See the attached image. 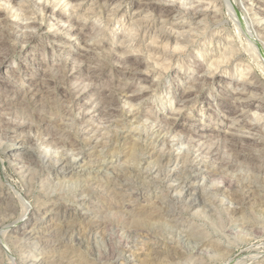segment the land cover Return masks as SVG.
<instances>
[{
    "label": "rangeland",
    "instance_id": "rangeland-1",
    "mask_svg": "<svg viewBox=\"0 0 264 264\" xmlns=\"http://www.w3.org/2000/svg\"><path fill=\"white\" fill-rule=\"evenodd\" d=\"M71 1L77 4L64 7L65 0H59L49 5L55 13L61 12L95 31L96 46L88 43L92 49L79 45L74 37L60 42V33L45 24L33 32L31 42L23 41V34L30 31L24 25L31 3L11 0L4 4L0 0V212L13 205V216L0 222V264H264V178L256 175L264 159L253 166L229 168L218 160L227 154L224 148L217 159L194 149L199 132L224 140L230 123L256 120L258 115L252 110L246 111L244 119L238 114L229 115L232 109L238 111L246 103L236 97L237 93L257 96L264 106V0H212L211 7H207L209 0H195L204 6L201 4V17L185 22L174 16L171 24L183 25L175 30L191 34L194 39L192 44L180 47L176 55L179 63L163 64L158 92L151 87L157 83L154 79L151 83L121 79V64L116 57L127 54L133 67L158 60L165 45L156 30L145 28L146 23H158V10L149 4L161 7L177 0H126L121 4ZM229 4L234 5L236 17H243L241 25L230 13ZM10 6L13 10L7 13ZM11 13L19 15L15 18ZM97 16L101 20H96ZM4 18L9 22L3 23ZM172 25L168 27L173 29ZM216 37L220 44L214 42ZM227 44H231L236 56L218 66L213 75V70H208L205 75L209 83L202 86L201 98L180 113H173L169 106L173 94L190 89L187 78L200 74L195 63L207 66L210 52H222ZM99 47L101 52L95 50ZM84 50L93 60L107 55L112 59L105 69L97 67L96 73L101 74H95L91 82L95 83L93 93L111 91L116 116L108 122L104 116H96L88 123L84 119L80 128L69 125L60 90L71 94L80 90L78 78L84 65L79 67L76 59ZM247 66L249 69L242 71ZM59 67L73 80H56ZM20 79L25 82L24 89L17 91L14 83ZM120 88L134 93L145 90L149 95L141 103L136 102L138 105L131 104L124 95L120 96ZM25 90L30 92L26 95ZM32 91L36 92L33 97ZM83 101L80 99L79 104ZM128 105L134 108L128 109ZM153 111L161 116L160 124L148 119ZM122 112L130 114L123 117ZM14 126L17 129H11ZM64 138L77 146L74 152L62 147ZM51 140L55 143L51 151L40 147V142L51 144ZM35 160L40 163L28 166ZM218 164L223 169L219 170ZM204 169L218 176L206 178L202 175ZM249 188L255 189L254 200L243 198ZM233 190L242 195L239 203L231 200ZM69 221L73 226L64 227ZM129 229L138 231L132 240L126 233ZM22 231L30 233V237L17 241L13 232ZM56 237L60 241L56 242Z\"/></svg>",
    "mask_w": 264,
    "mask_h": 264
},
{
    "label": "bare ground",
    "instance_id": "bare-ground-1",
    "mask_svg": "<svg viewBox=\"0 0 264 264\" xmlns=\"http://www.w3.org/2000/svg\"><path fill=\"white\" fill-rule=\"evenodd\" d=\"M4 2V4H8L10 3L11 0H1ZM15 1V0H14ZM62 2V0H60ZM75 1H85V0H75ZM102 1H105L106 3H109V2H112V3H116V4H121L122 2L126 1V0H100L99 2H102ZM128 1V0H127ZM199 1V0H197ZM200 1H203V0H200ZM199 1V2H200ZM205 1V0H204ZM210 1V2H209ZM208 2V6H210V3L212 2V0H209ZM215 1V0H214ZM230 1V0H229ZM29 2L31 3V6L32 8H30L29 10V16L27 18H25V20H27V23L24 25L25 28L28 29L29 33H24V37H23V41H26L27 43L28 42H31L32 38H33V32L34 31H38L40 26L42 24H45L47 25V27L49 29H53V31H57L58 33L60 34H63V36H61L60 34L58 35L59 38L61 39V41L63 40H67V38H70V37H74V38H77L78 39V44L79 45H82L84 46L85 48H88V43H94V45L96 46V41H95V34L93 32V30H87V28L85 29V24H78L76 23V21L74 22L73 19L69 16H66L65 14L61 13V12H57L55 13L54 10L52 9L53 7H50V3L54 2V4H57V2H59V0H29ZM60 2V3H61ZM93 2V1H91ZM145 2V1H144ZM151 2V1H150ZM199 2H196L195 0H177V1H169L167 4L161 6V7H158L156 5V3H152L149 4V5H152L151 7L152 8H155V10H158L156 13L157 15V20H158V23H156V25H147L146 23V30L149 29V30H156V32L158 33V37L161 39V42L164 43L165 45V48L161 51V55L158 56V60L156 61H153L151 64H148L147 62L145 64H141V63H136V67L131 64L130 60H129V56H126L127 54H122L120 55L119 57H116L120 64H121V67L119 69V73H120V78H124V79H138L141 80L142 82H152L151 80L154 79L156 80V84H152V88L155 90V92H158V85L160 84L161 80H162V74H163V70L162 68L163 67V64L168 62L169 64H171L172 62H177L179 63V60L178 58H176L177 56V53L178 52H181L180 51V47H184L187 43H191L192 44V40L194 39V37L191 35V34H181V32L175 30L176 28L180 27V26H183L181 25V23L179 25H173L171 24V20L174 16H179V18L182 19V21H187V22H192L195 18H197L199 15L202 14V6L203 4L202 3H199ZM73 1L71 0H65V2L62 4V6L66 7L68 5H72ZM81 3V2H80ZM79 3V4H80ZM195 3V4H194ZM204 3V2H203ZM216 3V2H215ZM74 4V3H73ZM77 4V3H75ZM74 4V5H75ZM141 4V3H140ZM202 4V6H201ZM207 4V3H206ZM214 4V3H213ZM18 5V4H17ZM95 5V4H94ZM205 5V4H204ZM217 5V4H216ZM25 6V5H24ZM30 6V7H31ZM73 6V5H72ZM113 6V5H112ZM119 6V5H118ZM142 6H145V4L142 3ZM212 6V5H211ZM210 6V7H211ZM11 7V6H10ZM9 7V8H10ZM141 7V6H140ZM148 7V6H147ZM204 7V6H203ZM206 7V6H205ZM103 8V7H102ZM118 8V7H117ZM218 7H216L217 9ZM246 8V7H245ZM27 9V8H26ZM75 9V7H74ZM209 9V8H208ZM207 9V10H208ZM216 9L214 10L215 11V16L218 17V15H216L217 11ZM228 9L230 11V13H232L234 19L241 25L242 24V19L243 18L241 15V17H236L235 13H234V10H235V7L234 5H231L229 4L228 5ZM237 9V8H236ZM248 9V7L246 8ZM13 10V8L11 7L9 11H7V13H10V11ZM23 10V9H22ZM119 10V8L117 9ZM206 10V9H204ZM212 9H210L211 11ZM244 10V9H243ZM249 10V9H248ZM251 10V9H250ZM249 10V11H250ZM5 11V12H6ZM109 11V10H108ZM209 11V10H208ZM209 11V12H210ZM236 11V10H235ZM246 11V10H244ZM17 12V11H16ZM97 12V11H96ZM104 12V11H103ZM102 12V13H103ZM116 12V11H114ZM260 12V11H259ZM134 13V12H133ZM208 13V12H207ZM212 13V12H211ZM247 13V12H246ZM15 18L18 17L19 14L17 13H11ZM24 14H27V12L24 11ZM96 14V13H94ZM99 14V13H98ZM107 14V12H106ZM110 14V13H109ZM218 14V13H217ZM11 15V16H12ZM93 15V14H92ZM111 15V14H110ZM214 15V12L212 14V17ZM244 15V14H243ZM32 16V17H31ZM104 16V15H103ZM211 16V15H210ZM223 16V15H222ZM250 16V15H249ZM86 17V16H85ZM108 17V16H107ZM110 17V16H109ZM201 17V16H199ZM9 18V17H8ZM106 18V17H104ZM131 18V17H130ZM134 18V17H133ZM132 18V19H133ZM214 18V17H213ZM252 18V17H251ZM263 18V17H262ZM96 20H101V18H99L98 16L95 18ZM130 20V19H129ZM141 20V19H139ZM147 20V19H146ZM196 20V19H195ZM3 23H8L9 22V19L7 20L6 18L2 19ZM132 21V20H131ZM155 21V20H154ZM181 21V22H182ZM248 21V20H247ZM252 21V20H251ZM130 22V21H128ZM140 22V21H139ZM196 22V21H195ZM194 22V23H195ZM198 22V21H197ZM253 22V21H252ZM134 24V22H132ZM145 23V22H144ZM184 23V22H183ZM251 23V22H250ZM154 24V22H153ZM187 24V23H186ZM193 24V23H192ZM246 24V23H245ZM18 25V24H17ZM65 25H67L66 27H64ZM136 25V23H135ZM134 25V26H135ZM169 25H172L171 27L172 28H169L168 26ZM197 25V24H195ZM3 26V25H2ZM9 26V25H8ZM94 26V25H93ZM131 26V24H130ZM137 26V25H136ZM136 30L138 27H136ZM139 26V25H138ZM145 26V25H144ZM176 26V27H174ZM246 26V25H245ZM252 26V25H251ZM18 27H21V25H18ZM168 27V28H167ZM24 28V29H25ZM47 28V29H48ZM99 28V27H98ZM134 28V27H133ZM131 28V29H133ZM142 28V27H140ZM244 28V27H243ZM252 28V27H251ZM15 29V28H14ZM48 29V30H49ZM93 29V28H92ZM143 29V28H142ZM182 29V28H181ZM187 30V28H185ZM247 29V28H246ZM26 30V29H25ZM87 30V31H86ZM179 30V29H178ZM195 30V29H194ZM188 31V30H187ZM253 31V30H252ZM251 31V32H252ZM254 31H257V30H254ZM253 31V32H254ZM27 32V31H26ZM154 32V33H156ZM193 32V31H192ZM250 32V31H249ZM250 32V33H251ZM90 33V34H89ZM156 33V34H157ZM190 33V32H189ZM255 35L256 33L258 32H254ZM129 34V33H127ZM193 34V33H192ZM215 34V33H214ZM194 35V34H193ZM223 35V34H222ZM253 35V34H251ZM254 35V36H255ZM262 35V34H261ZM129 36V35H128ZM253 36V37H254ZM20 38V37H18ZM256 38V37H255ZM213 39V38H211ZM258 39V38H257ZM263 39V38H262ZM121 40V39H120ZM217 40V37L216 39L214 40V42ZM259 40V39H258ZM264 40V39H263ZM13 41V40H12ZM123 41V40H122ZM127 41V39H126ZM59 42V41H58ZM119 42V41H118ZM221 40H217V42H215L216 44H220ZM128 43V42H127ZM210 44V43H209ZM256 44V43H255ZM91 45V44H90ZM121 45V44H120ZM163 45V46H164ZM231 45V44H230ZM225 46V48L221 49L222 52H217V51H212L210 52L211 55H209L211 58V60L208 62V65L207 66H203V64L201 63H195V68H198L199 69V72L200 74L199 75H196V76H193L191 78H187V80H189V84L190 86V89H187V90H184V91H181L178 93V95H175L173 94V97H171L172 99L169 101L170 105L171 106V111L173 113H180V111H182V109L192 105V103L196 102V100L198 98H201L202 96V86H204L205 84L209 83V80H207V77H206V72L208 70H213L211 71L212 72V75L213 73L215 72V70L218 68V66L228 62L226 60H230L232 58H234L236 56V52L234 51V49L231 48V46ZM257 45V44H256ZM264 45V44H263ZM117 46V44H116ZM162 46V45H161ZM79 47V46H78ZM98 47V46H97ZM123 47V45H122ZM126 47V46H125ZM215 47V46H214ZM259 47V46H258ZM82 47L80 46V49ZM89 48H93V46L89 47ZM128 48V47H127ZM134 48V47H133ZM194 48V47H193ZM120 46H118V51L120 50ZM123 49V48H122ZM144 49V48H143ZM183 49V48H182ZM83 50V49H82ZM88 50V49H87ZM86 50V51H87ZM95 50H99L98 52H101V48H96ZM112 50V49H111ZM206 50H209V49H206ZM237 50V49H236ZM85 50L82 52V54L78 57H80L79 59L77 58L76 60H78L77 62L80 64L78 65L79 67L80 66H83L82 69L80 71L81 74H79V78L78 80H80V90L76 93H68L66 90L62 89L60 90L61 91V95H62V98L65 99L64 100V103H63V110L64 112L67 113L66 116H68V121L70 122L69 125H71L72 127L75 126V127H80L82 126L83 123H81L84 119H85V123L88 121H90V119L94 118L96 116H104L107 118V122L108 121H111L112 118L114 116H116V114L114 115V109L115 108V104H114V96L113 94L111 93L110 90H106V91H103V92H94V84H92V80H93V76L95 74H97L96 72V69L98 67V69L100 68L101 70L105 69L106 68V64L109 63L110 60L112 59H109L107 56V58L105 57H99L97 56L94 60H93V57H91ZM90 51V50H89ZM117 51V52H118ZM121 51V50H120ZM119 51V52H120ZM135 51V49H134ZM143 51V50H142ZM149 51V50H148ZM264 51V50H263ZM262 51V52H263ZM116 52V51H115ZM130 52V50H129ZM147 52V50L145 51ZM156 52V51H155ZM152 53V52H151ZM260 53V52H259ZM264 53V52H263ZM262 53V55H264ZM102 53H100L101 55ZM116 54H120V53H116ZM149 55V53H147ZM146 54V55H147ZM160 54V53H159ZM158 54V55H159ZM200 55L203 54L202 51L199 52ZM103 55V54H102ZM129 55V54H128ZM132 55V54H131ZM157 55V54H156ZM259 55V54H258ZM112 58H113V55H111ZM110 56V58H111ZM115 56V55H114ZM117 56V55H116ZM261 56V55H260ZM264 56H262L263 58ZM260 58V57H259ZM117 61V62H118ZM208 61V60H207ZM236 61V60H235ZM264 61V60H263ZM83 64V65H82ZM96 65L95 66H93ZM247 65V64H246ZM120 66V65H119ZM170 66V65H169ZM215 66V68H214ZM241 66V65H240ZM239 66V67H240ZM143 67L145 68V70L143 71ZM119 68V67H118ZM97 69V70H98ZM249 68L248 66L246 68H244L242 71H247ZM100 70V71H101ZM99 71V72H100ZM66 71L63 69V68H58V71H57V79L59 82H70L71 80H73V76H67ZM244 73V72H243ZM74 74V73H73ZM99 74V73H98ZM97 74V76H98ZM101 74V73H100ZM99 74V76H100ZM248 74V73H247ZM246 75V74H245ZM247 76V75H246ZM245 76V77H246ZM249 76V75H248ZM241 78H243V74L240 75ZM10 78V77H9ZM30 78V77H29ZM76 78V77H75ZM99 78V77H98ZM211 78V77H209ZM34 79V78H33ZM249 79H253L252 76L250 77L249 76ZM77 80V79H76ZM186 80V79H185ZM6 81V80H5ZM23 81L22 79L20 80H17V82L14 83L15 87L17 89V91H20L22 89H24V85L23 83L25 82H21ZM96 81V80H95ZM129 81V80H128ZM20 82V83H19ZM77 82V81H75ZM27 83V82H26ZM35 83V82H34ZM46 83H50V82H46ZM18 86H17V85ZM45 84V83H44ZM58 84V83H57ZM140 84V83H139ZM49 85V84H47ZM125 85V84H124ZM185 85V84H184ZM242 84H240L241 86ZM31 86V85H29ZM34 85H32L33 87ZM127 86V85H126ZM125 86V87H126ZM244 86V85H243ZM41 87V86H40ZM58 87V86H57ZM78 87V86H77ZM76 87V88H77ZM111 87V86H110ZM122 87V86H120ZM145 87V86H144ZM187 87V86H186ZM185 87V88H186ZM67 88V87H66ZM104 88V87H103ZM102 88V89H103ZM124 88V87H123ZM117 89L120 93V96L122 97V95H124L123 98L126 99L127 102L129 103H134L136 104V102H140V101H143L149 94L147 93V91L145 90H142L139 92H129L125 89ZM107 89H110L107 87ZM112 89V88H111ZM116 89V88H115ZM127 89V88H126ZM258 89V88H257ZM37 91H39L40 89H36ZM35 90V91H36ZM99 90V89H98ZM28 92H30V90H25L24 93L26 94ZM100 91V90H99ZM135 91V90H134ZM138 91V90H137ZM243 91H250V89L248 88H244ZM252 92H254L253 90H251ZM107 92V93H106ZM113 92V91H112ZM23 93V94H24ZM31 97L35 96L36 92L32 91L31 92ZM47 93V92H46ZM117 93V92H116ZM244 93V92H243ZM243 93H235L236 94V97H240L239 99H242V100H245L246 103L244 104V106L242 105V107L236 111L235 109H232L229 113V115H236L238 114V118H241V119H244L245 118V115H246V111L247 110H252L254 112V115H258L256 116L257 118H255L256 120H250V122H242L240 123L239 125H232L233 123H230L228 128H230V132L229 133H225L226 134V137H224V140H220V139H216V137H212L210 135V133H205V132H199L198 135L195 137L197 139L196 140V143H195V148L196 149V152H200L199 154H202L204 151H206V153H204L205 155L208 156H212L213 158H216L217 156H219L218 152L220 151V149H223L226 151V155L225 153H223L224 155H220V159H218L220 161V164L223 162V167H226V166H232V165H256L258 160H261V159H264V124H261L259 125V122L262 120L264 121V106L261 102L258 101V99L256 100V97L257 96H253V97H246L247 95L243 94ZM115 94V93H114ZM254 95V93H252ZM27 95V94H26ZM118 96V95H117ZM169 96V95H168ZM84 98L85 101H83L82 103L79 104V100ZM122 98V99H123ZM204 98V97H203ZM235 98V97H234ZM205 99V98H204ZM236 100V98H235ZM126 101L123 102L124 104H126ZM200 101V100H199ZM141 103V102H140ZM128 104V103H127ZM130 104V105H131ZM129 106L128 109H130L131 107L134 108V106L132 105L131 107ZM138 105V103L136 104ZM233 105V104H232ZM231 105V106H232ZM11 106V105H10ZM238 106V105H237ZM51 108V107H50ZM132 109V108H131ZM150 110V109H149ZM40 111V110H39ZM130 111V110H128ZM150 112V111H149ZM154 112V111H153ZM151 113L149 114V118L148 119H152V123L154 122V124H160V122L158 121H161V116L157 113V112H154V113ZM65 113V114H66ZM133 113V112H132ZM45 114V113H44ZM130 114V112H122L121 115L123 117H127L128 115ZM134 115V114H133ZM131 115V116H133ZM173 115V114H171ZM50 116V115H49ZM135 116H137V113H135ZM134 117V116H133ZM229 117V116H228ZM232 117V116H231ZM234 119L236 121L239 122V120L237 118ZM254 117V116H253ZM37 118V117H36ZM132 118V117H131ZM137 118V117H136ZM102 119V118H101ZM133 119V118H132ZM146 119V118H145ZM216 119V118H214ZM232 120H234L233 118H230ZM44 120V119H43ZM43 120H40L43 121ZM46 120V119H45ZM44 120V122H46ZM97 120V119H96ZM99 120V119H98ZM231 120V121H232ZM3 121V120H2ZM94 121V120H93ZM101 121V120H100ZM147 121V119L145 120ZM230 121V122H231ZM43 122V123H44ZM115 122V121H114ZM47 123V122H46ZM111 123V122H109ZM146 123V122H145ZM173 123V122H172ZM237 123V122H236ZM48 124V123H47ZM51 124V123H50ZM16 125V124H14ZM19 125V124H18ZM24 125V124H23ZM64 125V124H63ZM67 124V126H69ZM81 125V126H80ZM84 125V124H83ZM86 125V124H85ZM90 125V124H89ZM118 125V124H117ZM116 125V126H117ZM169 125V124H168ZM65 126V125H64ZM87 126V125H86ZM121 126V125H120ZM156 126V125H155ZM161 130L163 129V127H161V125H159ZM158 126V127H159ZM165 126V125H163ZM18 126H14L13 128L11 129H17ZM88 127V126H87ZM85 127V129L87 128ZM98 127H99V124H98ZM153 127V126H152ZM167 127V126H166ZM164 127V128H166ZM171 127V126H170ZM79 128V129H80ZM118 128V127H117ZM232 128V129H231ZM1 129V128H0ZM84 129V128H83ZM87 130V129H86ZM113 130V129H112ZM166 130V129H165ZM169 130V127L167 129V131ZM228 131V130H227ZM80 132V131H79ZM95 132V130H94ZM102 132V131H101ZM107 132V131H106ZM3 134V132H2ZM91 134V133H90ZM154 134V133H153ZM244 134H246L247 136H244ZM48 135V134H47ZM49 136V135H48ZM181 136V135H179ZM223 136V135H222ZM259 136V138L257 137ZM182 137V136H181ZM191 137V136H190ZM50 138V137H49ZM107 138V137H106ZM145 139V138H144ZM184 139V137H183ZM45 140V139H44ZM22 141V140H21ZM41 141V139H40ZM50 141V140H49ZM168 141V140H167ZM177 141V140H176ZM19 142V141H18ZM38 142V141H37ZM58 142V139L55 140V143ZM63 146L65 149L68 148L70 151H73L74 152V149H76V145L74 144V142L72 141H66V139H62L61 140ZM173 142V141H172ZM171 142V143H172ZM182 142V141H181ZM190 142V141H189ZM191 142L193 143V139L191 140ZM190 142V143H191ZM55 143L52 144V140H51V144L48 143L47 141H42L40 142V147L42 146L43 148L42 149H47V150H50L51 151V147L53 148L55 146ZM141 143V142H140ZM164 143V142H163ZM89 144V143H88ZM38 145V144H37ZM93 144L90 145V147L92 149H94L95 147H92ZM193 145V144H192ZM17 146V145H16ZM89 146V145H88ZM137 146V145H136ZM255 149H253V148ZM143 148V147H142ZM174 148V147H173ZM15 150H16V147H15ZM138 150V149H137ZM181 150V149H180ZM223 150V151H224ZM116 151V150H115ZM222 151V150H221ZM47 151L45 150V153ZM256 152V153H255ZM48 153V152H47ZM57 153V152H56ZM195 153V152H194ZM220 153V154H222ZM49 154V153H48ZM60 154V153H59ZM22 155V154H21ZM45 155V154H44ZM105 155V154H104ZM188 155V154H187ZM49 156V155H48ZM225 156V159L224 157ZM140 157V156H139ZM45 158H47L45 156ZM169 158V157H168ZM210 158V157H209ZM218 158V157H217ZM216 158V159H217ZM28 159V158H27ZM41 159V158H40ZM58 159V158H57ZM39 160V158H38ZM59 160V159H58ZM103 160V158H102ZM31 161V160H30ZM205 161V160H204ZM214 161V160H212ZM225 161V163H224ZM42 162V161H41ZM134 162V161H133ZM191 162V161H190ZM26 163V162H25ZM40 163V161H32L31 163L28 164V166H36ZM57 163V162H55ZM132 163V162H131ZM217 163V162H215ZM20 164V163H19ZM137 164V163H136ZM186 164V163H184ZM262 164V163H261ZM42 165V164H41ZM63 165V164H62ZM191 165V164H190ZM219 165V164H218ZM217 165V166H218ZM27 166V167H28ZM128 166V165H127ZM189 166V165H188ZM187 166V167H188ZM245 166V167H246ZM206 167V166H205ZM221 166L219 165V170L222 168H220ZM199 168V167H197ZM201 169L204 168V167H200ZM230 168V167H229ZM67 169V167H66ZM127 169V168H126ZM223 169V168H222ZM28 170V169H27ZM187 170V169H186ZM200 170V169H199ZM205 170V169H204ZM201 171V170H200ZM199 171V172H200ZM256 172L258 174L256 175H259V177H261L262 179L264 178V162H263V165L262 166H257V170ZM28 173V172H27ZM204 174V177L206 178H209V177H213L215 175L218 176V174L214 173L213 171H209V170H205L204 172H202ZM218 173V172H217ZM129 175V174H128ZM199 175V174H198ZM258 177V176H257ZM116 179V177H115ZM128 179V178H127ZM119 181V180H118ZM231 181V180H230ZM250 181V180H249ZM222 182H220L221 184ZM232 183V181H231ZM230 183V184H231ZM250 183V182H249ZM260 186V185H259ZM232 192V191H231ZM247 192V191H246ZM239 193V192H238ZM237 191H234L232 192V197H231V200L232 201H236L239 203L240 200V197H242V195L240 196V194H238ZM255 195V189H251L249 188L248 189V194H245L243 196L244 199H249V198H252L253 196ZM26 196V195H25ZM27 197V196H26ZM229 197V196H228ZM224 199V198H223ZM242 199V198H241ZM253 199V198H252ZM254 200V199H253ZM256 200V199H255ZM7 204V203H6ZM13 204V203H12ZM190 204V203H189ZM232 204V203H231ZM230 204V205H231ZM229 205V206H230ZM13 205L11 206H8L6 207L4 210L2 208V212H0V222H2L4 219H7V218H10L11 216H13L10 212L11 210H13ZM260 206V205H259ZM5 207V206H4ZM169 207V206H168ZM236 207V206H235ZM236 208H234L235 210ZM24 210V209H23ZM233 210V211H234ZM25 211V210H24ZM23 211V212H24ZM13 212V211H12ZM229 212V211H228ZM25 215V213H23V216ZM68 220V219H67ZM70 220V219H69ZM67 224V223H66ZM105 224V223H104ZM73 226L72 222L69 221L67 225L64 224V227H70ZM109 228V227H108ZM112 228V227H111ZM139 229V227H138ZM66 230V229H65ZM143 230V229H142ZM58 231V230H57ZM111 231V230H110ZM251 231V230H250ZM123 232V231H122ZM242 232V231H241ZM56 233V232H55ZM124 233V232H123ZM127 235H128V238L132 240V238H134V236H137L136 234L138 233L137 230H133V229H129L127 232ZM146 233V231H145ZM13 234L17 235V241H22L24 240L25 238H29L30 236V233L28 235L27 231H22L21 233H17V232H13ZM62 232L59 231V234L58 235H61ZM56 236V235H55ZM104 237V236H103ZM147 237V236H146ZM112 238V237H111ZM53 239V238H52ZM61 238L59 237H56V242L57 241H60ZM138 239V238H137ZM109 240V239H108ZM155 240V239H154ZM158 240V239H157ZM134 241V240H133ZM32 242V241H31ZM48 242V240H47ZM52 242V241H51ZM54 242V241H53ZM119 242V241H118ZM159 242V241H158ZM17 243V242H16ZM34 243V242H33ZM32 243V245H33ZM59 243V242H58ZM68 243V242H67ZM130 243V241H129ZM37 244V242H36ZM160 244V243H159ZM15 245V243H14ZM38 245V244H37ZM66 245V244H65ZM35 246V244H34ZM127 247V246H126ZM134 248V247H133ZM164 248V247H163ZM102 249V248H101ZM101 251V250H100ZM111 252V251H110ZM169 252V251H168ZM88 253V252H87ZM122 253H120L121 255ZM91 255V254H90ZM102 255V254H101ZM112 255V254H111ZM110 256H105V257H111ZM103 256V255H102ZM114 256V255H113ZM90 257V256H89ZM122 257V255L120 256ZM125 257V256H124ZM123 257V258H124ZM97 259V258H96ZM99 259V257H98ZM105 259V258H103ZM128 260V259H127ZM95 261V260H94ZM121 261V260H120ZM125 261V259H124ZM82 262V261H81ZM120 263V262H119ZM123 263V262H122ZM121 263V264H122Z\"/></svg>",
    "mask_w": 264,
    "mask_h": 264
}]
</instances>
